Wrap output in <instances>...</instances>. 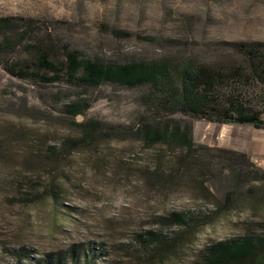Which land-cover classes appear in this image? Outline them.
<instances>
[{"label": "rangeland", "instance_id": "1", "mask_svg": "<svg viewBox=\"0 0 264 264\" xmlns=\"http://www.w3.org/2000/svg\"><path fill=\"white\" fill-rule=\"evenodd\" d=\"M0 16L30 20L57 44L112 60L176 56L218 66L237 58L230 43L264 41V0H0ZM140 93L102 86L82 96L91 106L72 117L62 109L76 100L73 91L33 87L0 70V264L72 245L93 249L89 264H204L207 245L258 230L264 205L255 216L247 202L191 230L165 217L209 214L232 190L240 159L217 149L245 148L264 169V130L176 114L197 147L211 148L191 155L188 165L176 162L185 151L145 148L127 134L64 145L80 138V124L89 120L135 125L144 116ZM48 147L58 159L49 158ZM145 232L164 244L140 238Z\"/></svg>", "mask_w": 264, "mask_h": 264}, {"label": "trees", "instance_id": "2", "mask_svg": "<svg viewBox=\"0 0 264 264\" xmlns=\"http://www.w3.org/2000/svg\"><path fill=\"white\" fill-rule=\"evenodd\" d=\"M229 46L237 58L218 66L176 56L103 59L51 41L30 20L0 16V70L33 87L59 86L73 91L76 100L63 105L66 115L81 116L91 106L90 99L82 96L102 86L141 91L138 103L144 116L135 125L102 127L89 120L80 124L81 137L66 139L64 145L88 141L95 134H127L145 148L160 146L169 151H185L186 156L176 161L184 165L190 163L191 155L211 148L197 147L191 128L181 127L173 117L176 114L212 124L264 130V41L233 42ZM47 151L49 158L58 159L54 147ZM216 152L240 159L231 171L232 190L222 202H214L209 214L172 212L165 217L169 224L191 230L208 222L209 216H223L241 202H247L255 216L257 207L264 205V169L254 165L244 153L226 149ZM249 183H259L260 187L243 190ZM256 225L258 230L247 229L240 236L207 245L201 252L203 263L264 264V217ZM139 237L154 245L164 244L153 232ZM88 251L93 259V249L80 245H72L65 252L47 253L40 259L19 253L17 264H89ZM20 259L26 262L21 263Z\"/></svg>", "mask_w": 264, "mask_h": 264}, {"label": "crops", "instance_id": "3", "mask_svg": "<svg viewBox=\"0 0 264 264\" xmlns=\"http://www.w3.org/2000/svg\"><path fill=\"white\" fill-rule=\"evenodd\" d=\"M233 125V124H231ZM232 151H236V152H241V153H244L246 154L252 161H255V159L252 158L251 154L248 152V150H246L245 148H231Z\"/></svg>", "mask_w": 264, "mask_h": 264}]
</instances>
